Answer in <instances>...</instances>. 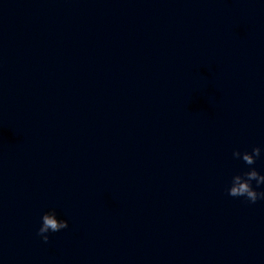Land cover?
<instances>
[{
  "label": "clouds",
  "instance_id": "clouds-1",
  "mask_svg": "<svg viewBox=\"0 0 264 264\" xmlns=\"http://www.w3.org/2000/svg\"><path fill=\"white\" fill-rule=\"evenodd\" d=\"M232 155L234 158L242 160L249 167L247 170L232 177L231 185L228 188V195L234 198L243 197L250 204L264 200V190H257L261 185H264V174H261L255 167H252L261 156V148L253 147L251 152L234 150ZM253 181H255V187L253 186ZM41 221L42 223L37 230V236L44 243L49 242V233H56L68 228V221L58 219L55 210L45 212L41 217Z\"/></svg>",
  "mask_w": 264,
  "mask_h": 264
}]
</instances>
